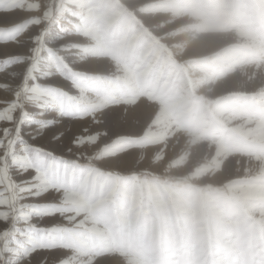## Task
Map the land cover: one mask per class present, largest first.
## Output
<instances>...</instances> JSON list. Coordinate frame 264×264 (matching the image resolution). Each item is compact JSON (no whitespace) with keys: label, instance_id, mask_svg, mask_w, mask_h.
<instances>
[{"label":"rangeland","instance_id":"obj_1","mask_svg":"<svg viewBox=\"0 0 264 264\" xmlns=\"http://www.w3.org/2000/svg\"><path fill=\"white\" fill-rule=\"evenodd\" d=\"M57 3L123 74L150 68L135 82L165 111L155 130L133 110L123 135L103 141L116 139L126 192L98 209L80 264H264V0ZM157 16L176 25L170 35ZM178 30L209 34L216 47L187 61Z\"/></svg>","mask_w":264,"mask_h":264},{"label":"snow or ice","instance_id":"obj_2","mask_svg":"<svg viewBox=\"0 0 264 264\" xmlns=\"http://www.w3.org/2000/svg\"><path fill=\"white\" fill-rule=\"evenodd\" d=\"M69 12L0 0V264H80L98 209L126 192L116 139L93 127L112 84Z\"/></svg>","mask_w":264,"mask_h":264},{"label":"bare ground","instance_id":"obj_3","mask_svg":"<svg viewBox=\"0 0 264 264\" xmlns=\"http://www.w3.org/2000/svg\"><path fill=\"white\" fill-rule=\"evenodd\" d=\"M137 1L145 2V3L148 2V0H131V4L134 5L135 2L137 3ZM124 11H125V9H124ZM74 16H75L74 14H69V16H68L69 20L76 22L77 18ZM166 17H168V16H166ZM153 19L154 18H152V20ZM155 19H156V21L159 20L163 23V27L160 28V29H162L161 30L162 32L160 31L161 33H164V35H170V33L173 32L172 30L174 29V27L176 25H169L165 17L157 16ZM188 20H186V21H188ZM145 21H146V19H145ZM154 22L155 21H151L150 25L151 26L154 25ZM190 22L192 23L191 20H189L188 23H190ZM178 25H181V24L178 23ZM178 32H180L182 34H180L178 36L177 41L178 40L184 41V45H183L184 47L182 48V50L185 51L184 59H186L187 61L190 59H193L195 57H198V58L203 57V56L207 57L216 47L215 45L212 44L214 42L213 41L214 38H211L210 36H208L209 34L208 35L203 34L200 37H192L194 33H191V32H185L184 33V30H180V31L178 30ZM88 37H87V35L82 34L79 37H77V39L79 40V42L82 45H84L85 47L87 46L86 48L89 50V54L91 57L90 63L92 65L96 66L97 68H100L103 70V74L108 78L109 81H111V84H112L111 88L113 89L112 92L109 91L107 93V96L105 99V104H104V110L102 113L98 114V116H97V119L102 121V123L94 126V128L105 129L107 131V134H108L107 137H103V136L101 137L102 142L104 140H109L112 137H121L123 135V132H124V131H122L123 124L128 122V121L130 122V120H132L133 110L139 111L142 115L146 114L144 126L147 128L155 129L156 128L155 125H158L161 123L162 115L165 111L162 112L159 109H152V106L149 105L150 104V101H149L150 95L148 96L145 94L147 83H145L144 86L138 87L137 86L138 83L136 84V82H135L136 77L147 74L149 72L150 68L146 69V71H144V72L142 71V72H139L137 74H135L133 71L129 72L128 74H123L120 71V66H118V62L115 61L114 58H112V56H110V55L107 56L105 54H104L105 56H102V54H100L97 49H94V46H92L93 47L92 50L90 49V47H91L90 43L91 42H89L90 40ZM160 37H161V35H160ZM167 39L170 41L171 38L170 39L166 38V40ZM208 41H211V43H208ZM102 43L103 42H101V43L99 42L100 45ZM167 45L171 48V50L173 49L172 41L167 43ZM188 52H191V54H188ZM179 56H181V55H179ZM237 75H238V73L233 74L231 76L230 80L232 82H236ZM118 82L125 83V86H123V88H117ZM113 97L116 98V100H119L118 104L110 103L111 100L113 99ZM142 97H145V98H142ZM129 98H132V99L136 98L138 100H136L135 102H132V101H128ZM147 106L148 107L150 106V107L147 108ZM136 119H138V118H136ZM214 149H215V147H214ZM212 157L215 159V154H213ZM249 166H250V164H249ZM239 167L240 166H238V169H239ZM209 177H210V174H207L205 176L194 177V180L196 182H203V181L205 182L206 180L210 179ZM262 251H263V249H262ZM258 254H261V253L258 252ZM245 260H247L246 257L243 258V263H246ZM170 261H172V260H170ZM225 261L223 264H228ZM124 264H126V263H124Z\"/></svg>","mask_w":264,"mask_h":264},{"label":"trees","instance_id":"obj_4","mask_svg":"<svg viewBox=\"0 0 264 264\" xmlns=\"http://www.w3.org/2000/svg\"><path fill=\"white\" fill-rule=\"evenodd\" d=\"M123 174L135 175V174H138V172H136V171H128V172H124ZM170 181L174 183V182L176 181V178L172 177V178L170 179ZM211 185L214 186L215 184H211Z\"/></svg>","mask_w":264,"mask_h":264}]
</instances>
